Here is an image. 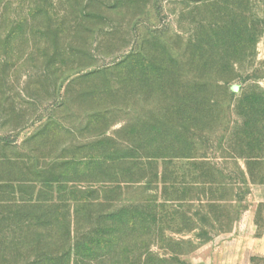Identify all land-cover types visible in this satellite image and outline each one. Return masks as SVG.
<instances>
[{
    "label": "rangeland",
    "instance_id": "1",
    "mask_svg": "<svg viewBox=\"0 0 264 264\" xmlns=\"http://www.w3.org/2000/svg\"><path fill=\"white\" fill-rule=\"evenodd\" d=\"M185 80L206 81L194 99L210 104L190 124L173 109ZM252 90H264V0H0V264H264V138L253 183L228 158L233 104ZM164 132L235 173L228 221L207 214L184 160L175 212L160 206V160L133 179L125 163L102 173L106 154L172 147L149 142Z\"/></svg>",
    "mask_w": 264,
    "mask_h": 264
},
{
    "label": "trees",
    "instance_id": "2",
    "mask_svg": "<svg viewBox=\"0 0 264 264\" xmlns=\"http://www.w3.org/2000/svg\"><path fill=\"white\" fill-rule=\"evenodd\" d=\"M219 73V72H217ZM220 78H216L215 84L218 85V88L224 87L225 84L232 79L228 74H224L226 72H220ZM231 73V72H230ZM186 77V76H185ZM206 81L203 80H196V81H189L185 80L184 88L182 91L183 95V102L180 106H177L174 109L176 114H183L182 120L188 121L189 124L193 121V115H202L207 114L210 111V104L202 101H195V95L201 93L206 88ZM223 86L221 87V85ZM196 98V97H195ZM233 112L238 117L242 119L241 121V131L240 129L236 130V137L237 143L236 146L240 149V151H235L234 149L231 150L232 155L228 156L230 159L236 158H243L245 159V171H237L239 177H241L242 181L240 183L244 184L245 180H248V183H253L252 177L253 173L250 168L251 164L258 163L260 159H262V155L256 153L253 149L258 146V144H262L264 134L261 132V128L259 126L261 119L264 117V90H252L249 92H244L239 97L235 99L233 104ZM240 126V127H241ZM156 134L155 138H151L149 141L150 143H159V144H170L172 147H164V148H157L155 151L150 153H145L142 155L138 152L134 153H125L123 155H118L114 158H107L106 155L101 156L98 158L100 160V167L103 170L102 173H105L109 170V168H113L112 164L109 163H125L128 164V173L132 174V179L134 178L135 173H140L143 171V164H157L160 160L162 164L161 172L158 176V173L153 172V178H158L161 183V190L162 193L166 194L162 200L161 207H173V211L175 212L177 209L175 208L177 204H175L178 199L172 198L170 193H175L178 186L181 182L183 177L180 172H178V168H180L179 161L184 160L185 165L188 169L189 175V182L188 184L194 185L196 188L200 186V191L202 189L201 194H209L210 196L205 199V203L202 206H205V210L207 214H213L215 217V221H220V219H229L232 211L235 209L233 205L236 202V195L233 194L234 187H236L237 179L234 172H224V169L218 168L215 164L211 163L210 160L206 156H202L196 153L191 147L187 148V150H181L178 147H174L175 144L181 143H191V139L187 138V135H182L178 132L175 133H166L164 134ZM165 135V136H164ZM187 139H190L187 141ZM6 137L0 136V141H6ZM244 143H246L244 146ZM245 147L247 148L245 150ZM233 148H236L233 146ZM137 169V171L135 170ZM244 179V180H243ZM132 183H138V180H130ZM115 182L117 180H107L106 185H110V183ZM184 184V183H183ZM108 188V187H107ZM112 189V187H109ZM215 192H230V197L223 198V196L214 197ZM200 194V195H201ZM196 200L201 202L202 199L196 198ZM86 201V200H85ZM175 208V209H174ZM133 213L131 216V223L137 224V220H143L141 216V212L137 207H133ZM122 210V209H121ZM224 210V211H223ZM125 211H123L124 213ZM125 214V213H124ZM174 215V214H173ZM208 215H201V221L205 219ZM152 216V222H156L155 214ZM205 216V217H204ZM211 216V215H210ZM109 220L112 222L118 221L119 225L126 223L128 220L126 217L122 216V212L113 211L110 214H107ZM118 219H115V218ZM225 217V218H224ZM135 218V219H134ZM174 218V217H172ZM137 219V220H136ZM200 220V219H199ZM222 221V220H221ZM225 221V220H224ZM205 223V222H203ZM219 225L226 226L227 224H222L218 222ZM199 242L206 241L207 232L201 231V234H197L196 236ZM105 242L96 241V246L99 244L104 245ZM79 244H77L78 247ZM94 248L92 245L91 247H85L86 252H93Z\"/></svg>",
    "mask_w": 264,
    "mask_h": 264
}]
</instances>
